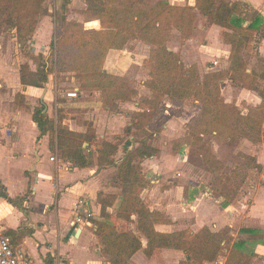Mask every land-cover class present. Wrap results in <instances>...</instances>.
Segmentation results:
<instances>
[{
  "label": "crops",
  "instance_id": "obj_1",
  "mask_svg": "<svg viewBox=\"0 0 264 264\" xmlns=\"http://www.w3.org/2000/svg\"><path fill=\"white\" fill-rule=\"evenodd\" d=\"M144 1L150 4L160 1L175 8L176 11L169 14V18L174 22L177 21L183 6L194 3V0ZM238 1L257 9L264 17V0ZM81 3V9H85V0H81ZM89 16L93 20L92 23L97 25L95 29H98L96 18L93 15ZM44 27L43 24L39 25L30 39L32 46H36L35 51L38 47L44 50L50 43L48 32L41 35ZM222 30H224L222 27L209 23L204 16L197 13L194 36L205 37L202 45H198V39L193 36L185 40L182 46L186 47L184 50L179 45L176 47L178 41L169 42L168 49L179 53L186 65L187 62L197 63L200 73L204 71L201 61L205 58L217 61L215 66L208 68L209 70H214L220 63L226 68L229 66L230 46L221 40ZM173 33L175 36L179 34L176 29ZM14 42L16 40L13 32L11 37L5 40L0 33V234L9 237L16 254L25 264H110L108 255L99 246L95 232V221L101 211L97 194L101 192L115 197L113 205L106 208L111 215L107 222L124 226L134 233L142 244V248L122 264H178L184 259V254L180 250L161 248L147 257L143 252L146 239L136 229L135 215H131L133 220L131 222L116 217L121 201V187L116 178L118 164L124 151L132 149H127L131 146L128 142L119 146L115 141L125 135L130 140L135 139L133 131L137 130L133 128L125 132V128L131 125L130 113L139 110L138 101H126L124 104H121L124 101H117L115 104L120 103L126 112L113 111L115 105L113 107L103 105L100 90L80 91L79 81L73 76L74 72L67 73L72 75L69 83H73L72 90L77 92L74 98H69L61 92L57 80H53L57 75L55 71L50 74L53 76L52 80L47 76L48 82L46 81L41 87L22 85L19 79V65L15 62L20 59L14 57L12 53L14 49L15 54L17 53V49L13 47ZM260 42L258 51L264 55V37ZM16 45L20 47L19 44ZM131 45L134 46V52H129L127 48L120 51L110 50L106 60L111 59L115 70L111 68L107 70V66L105 70L120 76H128V70L136 64L134 60L137 59V53L146 54L145 51L150 49V46L139 40L131 42ZM115 56L120 57L117 64H114ZM23 63L28 64L30 72L36 71L37 66L30 67L31 64L27 60ZM138 72H143L142 66ZM67 78L65 80H68ZM145 80V78L139 80L138 87H133L139 97L151 95L150 90L144 85ZM230 83L226 81L224 86L231 87L230 89L235 91L236 107L240 103H245L247 111L248 107H256L264 100L256 92V84L250 90L239 86L234 89ZM17 94L20 102L15 100ZM222 94L224 95L223 92ZM224 100L232 102L227 98ZM163 104L159 105L157 116L144 126L145 131L150 133L151 139L157 137L159 142L163 141V143L162 145L154 143L152 146L157 148V153L141 159L140 163L143 168L141 174L146 183L139 196L150 210L163 213L169 221L165 224H155V230L171 233L180 230L197 232L204 226L211 231H218L225 226L231 228L233 225L230 221L234 219L233 214L225 213L226 208L221 205L222 201H219V205L215 204L202 190L197 191V195L194 192L186 195L189 187L191 191L198 188L194 185L196 182L194 183L183 171L188 145L181 143L173 148V141L182 139L186 125L195 114H198L199 106H193L194 114L188 116L185 114L186 105H181L183 111L175 115L173 109L180 106L175 107L169 100ZM41 105L48 118L47 130L44 134H41L32 118L34 108ZM158 127H160L159 133L154 131ZM57 129L80 133L83 135L82 138L91 139V143L89 141L84 144L89 145L95 153L88 158L85 151L83 152L86 156L85 166L79 167L61 156L57 148ZM102 141L117 145L114 154L121 149L122 156H118V153L117 156L114 154L111 156L113 165H98L97 150ZM262 145L264 149V144ZM252 156L263 168L264 150H259ZM262 194L264 195V192ZM254 202L249 206L248 217L245 220V229L252 230V233L243 232V228L241 229L243 233L241 240L244 241L242 248L245 249L246 244L248 245V253L255 259L253 264H264V207L256 200ZM86 213H91V217H85ZM77 214L82 216L83 221L74 223ZM231 232H233L232 228L229 232L230 236ZM233 237L232 243L240 240L235 238V234ZM219 252L222 253L217 254V260L215 258L212 264H224L226 248Z\"/></svg>",
  "mask_w": 264,
  "mask_h": 264
},
{
  "label": "trees",
  "instance_id": "obj_2",
  "mask_svg": "<svg viewBox=\"0 0 264 264\" xmlns=\"http://www.w3.org/2000/svg\"><path fill=\"white\" fill-rule=\"evenodd\" d=\"M43 2L0 0V27L15 29L13 34L20 48L34 32L39 13L45 11ZM175 11V8L160 1L148 4L144 0H85L84 12L96 18L99 28L88 30L78 22H69L66 31L56 36V44L54 38L50 41V50L56 49L53 68L49 67L48 57H43L35 72H30L28 64L23 63L19 66L20 83L41 87L46 83L49 73L74 72L79 81V90H100L104 106L113 107L117 101L132 100L137 96V90L128 88L123 76L106 71L103 63L110 50L120 51L129 39L134 38L157 48L151 50L146 58L151 67L144 85L151 95L138 101L139 110L131 113V125L125 128V132L133 128L145 131V124L159 113L163 97H167L177 107L194 99L200 103V110L186 125V133L181 141L192 142L200 140L201 135L214 133L220 139L243 138L259 142L262 137L264 101L256 107H248L243 113L234 103L223 99L220 84L228 80L233 85L250 89L255 79H264V69L260 73L253 70L247 72L245 63L238 57L239 47L252 41L255 33L259 32L264 37V17L257 9L238 0H194L192 5L180 9L179 24L169 18V14ZM196 12L205 16L209 23L224 29L222 39L230 46L227 70H211L200 76L196 66L185 67L177 54L165 46L169 30L174 26L184 38L192 34ZM18 96L15 100L20 102ZM43 110L42 105L36 107L32 115L41 134L46 132L48 124ZM82 137L80 133L57 129V148L61 156L79 167L86 165V156L78 141ZM116 150L115 143L102 141L97 150L98 165H113L111 156ZM157 151L155 146L147 142H142L134 150L124 151L116 175L121 187L116 217L131 222V215H135L136 229L146 239L143 252L147 257L161 248H171L184 254V259L178 264H212L222 244L231 242L228 226L218 231H211L204 226L197 232L180 230L171 233L159 232L154 228L155 224L169 221L163 213L150 210L141 200L139 193L146 180L137 159L151 157ZM204 160L211 171L210 187L224 199L223 206L236 198L250 170L259 172L262 169L251 155H244L243 162L231 169H227L207 150H204ZM114 200L113 195L97 194L101 211L95 221V232L99 246L108 255L109 263L122 264L141 249L142 244L124 226L107 222L111 215L106 208L111 207ZM242 231L252 233L249 229ZM243 246L242 240L233 242L224 264H251L253 256L243 250Z\"/></svg>",
  "mask_w": 264,
  "mask_h": 264
},
{
  "label": "rangeland",
  "instance_id": "obj_3",
  "mask_svg": "<svg viewBox=\"0 0 264 264\" xmlns=\"http://www.w3.org/2000/svg\"><path fill=\"white\" fill-rule=\"evenodd\" d=\"M146 3H148V2H146ZM148 4H150V3H148ZM42 6H43L45 11L39 13L35 29L39 25H42V24L45 25V27L41 31V35L48 32V37H50L49 40L51 41L54 38L55 44H56V40H57L56 36L60 32L66 31L67 25L69 22H78V23L83 25L84 29H88V30L95 29V27H97V25L95 23H92L93 20L89 16L91 14H88V13L84 12V9H81V7H80V6H82L81 0H44ZM195 14H196L195 19H196L197 12ZM195 19H194L193 24H192L193 32L189 37L184 38L181 35L180 31L174 26L173 28H171L169 30V36H168V39L165 43V46L168 48L169 42L172 41V42L176 43L178 41L176 43V47H177V45L182 47L184 45L185 40H187V39H189L195 35L194 34L195 33L194 32ZM175 22H177V24H179L180 13L178 14L177 21H175ZM172 23L175 24L174 22H172ZM45 28H48V29H45ZM35 29H34V32H35ZM175 29L179 32V34H177L178 36H175V33H173V32H175ZM14 31H15V29H8L6 27H0V33H2V37L4 38V40L10 38L11 33L12 32L14 33ZM34 32L30 36V38L24 42V45L21 48L16 45V44H18L17 42L13 43V47L17 49V53L15 54V49L14 50L12 49L13 50L12 53L14 54V57H16V58L18 57L20 59L19 61H15L16 64H18L20 66L22 64V62H24V60H27V62H29V64H31L30 67L32 66V68H33V67L37 66L39 63H41V61L43 60V57H48V59L50 60L49 67L53 68V62H54L55 51H56L55 47L52 48V50H50V48H49L50 43H48L46 45L47 48H45L44 50L41 49V47H38V50L35 51L36 46L33 47L32 46L33 44L30 41ZM194 37H196V36H194ZM204 38H205L204 36H202V37L197 36L196 37V39H198L197 40L198 45H202V41L204 40ZM135 40H138V39H134V38L129 39L126 42L127 46L125 44L123 49L127 48L129 52H134V49H133L134 46L131 45V42H134ZM221 40L223 41V39H221ZM261 40H262L261 34L259 32H257L254 34L252 41H250L246 46L242 45L238 49V57L245 63V66L247 67V70H246L247 72H248V70H253L257 73H260L264 69V55H262L258 51V49L261 45V42H260ZM143 43L150 46V49L145 51L146 54L137 53L138 55H136L134 53L137 57V59L134 60V63H136V64H133V66L130 67L131 69L128 70V76L127 75L123 76L126 79L127 87L130 89L137 88L139 85V80H143L144 78L147 79L149 77V71H150L151 65H150V62H148V59H146V58L150 54V51L156 49L157 47L153 44H148L145 42H143ZM223 43H224V41H223ZM185 48L186 47H182V50H184ZM174 53H176V52H174ZM176 54L185 67H189L191 65H194L197 67V63L193 62V63L189 64L185 60V62H187V64H188V65H186L182 61L181 56H179V53H176ZM106 57H107V54L105 56L104 63H103L104 69H106V66H107V70H108V68L114 69L113 65L111 64V59L108 58L106 60ZM16 58H15V60H16ZM119 59H120V57L115 56L113 58L114 64H117V61ZM216 59L217 58H215V60ZM213 61L214 60L211 58L202 59V61H201L202 62V70H204L205 73L211 71L208 68H210L211 66H214V65H211ZM138 64H141V65H138ZM140 66H142L143 72L137 73V71L140 69ZM127 67L128 66H125V68H127ZM118 68L120 70H123L120 67H118ZM216 68H214V70H227L228 67L223 68V65H221V63H220V65L217 66ZM197 69H198V67H197ZM204 71H202V73H200L198 70L199 75L202 76L203 74H205ZM212 71H213V69H212ZM52 73L48 74V77H50L51 80H52L53 76L50 74H52ZM61 73H66V74L60 75L57 73L56 77L53 78V80L54 79L57 80L59 87H60L59 89L61 90L62 93L66 94L67 91L73 89V85H72L73 83H69V82H71V78H72L71 76L72 75L67 74L68 72H61ZM141 74H142V77H141ZM73 76L76 78L75 73L73 74ZM66 77H68L67 78L68 80H65ZM258 79H260V80H258ZM76 80H77V78H76ZM226 81H228V80H223L222 83L220 84L221 94H222V92L224 93V95L222 94V97H223V99L227 98L228 100H232V103H235V99H236V97H234L235 91H233V89H230L231 87L225 88L224 85H225ZM47 82H48V80H47ZM63 82H66V84L61 85V83H63ZM255 84H256V86H255L256 92L260 96H262V98H264V79H262V78L255 79L250 90L254 88ZM231 86L234 87V89L238 88V85L231 84ZM141 98L142 97L136 96L132 100L139 101ZM132 100H129V101L133 102ZM168 100L169 99L167 97H163L160 100V104L162 105L163 102L165 103V101H168ZM196 102H198V101L194 100V99H189L182 104V106L186 105V107H185L186 113L185 114H187L188 116H193V114H194V107L193 106H196V105L199 106V110H200V103L199 102L196 103ZM124 103H126V101L121 102V104H124ZM121 104L120 103L118 105L115 104L113 111L124 112L125 110L122 109L123 107ZM175 107H177V106H175ZM238 108H240L241 111L246 112L245 103H240V105H238ZM173 110H174L173 114H175V115L176 114L179 115L180 111H183L181 106L179 108H176ZM185 114H184V116H185ZM61 115L64 116L63 113H61ZM196 116H197V114H195L194 118ZM263 122H264V120H263ZM263 122H262V124H263L262 135L263 136L260 138L259 142H251V141L243 139V138H237L235 140L220 139L214 133L207 134L204 136L201 135L200 140H194L192 142H186V141L183 142L181 140L180 141H173V143H172L173 148L179 146L181 143H186L188 145L187 158H186V162H185L183 171L187 173L189 178L194 183L196 182V184H194V185H196L198 188H195L194 191H191L190 187H189L188 190L186 191V195L188 196V194H190V192H194V193H196L195 195H197V191L202 190L203 193L205 194V196L209 200H212L215 204L219 205L220 204L219 201L221 202L224 199L219 197V195L215 191H213L210 187L209 182L211 179V171L205 163L204 150L210 151L216 158H218V160H220L224 164V166L227 169L234 168L235 166H237L238 164H241L243 162V156L244 155H251L252 156V154H254L255 152H259V150H261V151L264 150L262 148L263 147L262 144H264V123ZM147 123L145 125H147ZM154 131L159 133L160 127L155 129ZM133 133L135 134L134 135L135 139L130 140L125 135L122 138H119L117 141H115L116 144L119 146L120 145L122 146L125 142H128L131 144V146L127 149L134 150V148L136 146L137 147L141 146L142 142H147V143H150L151 145H154V143L156 145L161 143V145H162V143H163V141L159 142V139H157V137L151 139V137L149 136L150 133H148L147 131H143V130L138 129L136 132L133 131ZM185 133H184V135H185ZM78 141L81 143V148H82L83 152L85 151L87 157L91 158L92 155L95 153V150L91 149V147L89 145L84 144V142L87 143L89 141L91 143V139L89 140L87 138H82L81 140H78ZM173 148H172V151L174 150ZM200 148H202V150H200ZM117 153H118V156L119 155L122 156L121 149L118 150L114 154V156H117ZM137 161L139 163L142 162V160L140 158H138ZM262 165H263V168L259 172H256L254 170H250L248 172L247 177L245 178L243 185H242L238 195L236 196V198L233 201H231V203L229 205L223 206L224 209L226 208L225 213L231 212L233 214L232 217L234 219H232V221H230V223L233 225L231 227L232 231H233V232H231L232 233L231 236L233 237L235 234V238H240V240L242 239L241 237H243V235H242L243 233H241L242 232L241 229L242 228L245 229V225H246L245 220L248 217L247 214L249 212L248 211L249 206L253 205L255 203L254 200H256L258 204L263 205V207H264V195L262 194L264 192V162ZM221 205H222V203H221ZM211 225H213V224H211ZM229 236H230V234H229ZM232 237H231V242H229L228 244L227 243L222 244V249L226 248V256L228 253L227 250L229 249L230 245H232ZM244 248L245 249H243V250H245V251L249 250L247 244ZM219 253L221 254L222 252H219ZM216 260H217V256H216ZM254 262H255V259L252 258L251 264H253Z\"/></svg>",
  "mask_w": 264,
  "mask_h": 264
},
{
  "label": "built area",
  "instance_id": "obj_4",
  "mask_svg": "<svg viewBox=\"0 0 264 264\" xmlns=\"http://www.w3.org/2000/svg\"><path fill=\"white\" fill-rule=\"evenodd\" d=\"M217 61H213L212 65H216ZM66 96L69 98H74L77 96L76 90L67 91ZM53 160V158H51ZM77 209V208H76ZM85 217H91V213H86ZM83 221L80 214L75 215L73 222L79 223ZM0 264H25L16 254L13 246L11 245L10 239L8 236L0 234Z\"/></svg>",
  "mask_w": 264,
  "mask_h": 264
}]
</instances>
